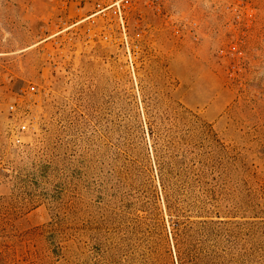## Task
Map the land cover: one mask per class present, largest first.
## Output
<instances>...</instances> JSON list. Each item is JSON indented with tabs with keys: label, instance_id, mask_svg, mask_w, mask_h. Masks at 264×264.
<instances>
[{
	"label": "rangeland",
	"instance_id": "obj_1",
	"mask_svg": "<svg viewBox=\"0 0 264 264\" xmlns=\"http://www.w3.org/2000/svg\"><path fill=\"white\" fill-rule=\"evenodd\" d=\"M177 224L264 264V0H0V264H175Z\"/></svg>",
	"mask_w": 264,
	"mask_h": 264
},
{
	"label": "trees",
	"instance_id": "obj_2",
	"mask_svg": "<svg viewBox=\"0 0 264 264\" xmlns=\"http://www.w3.org/2000/svg\"><path fill=\"white\" fill-rule=\"evenodd\" d=\"M173 237L175 240V264H221L214 262L212 258L205 260L202 253L196 247V228L174 227ZM216 259V258H215ZM227 264H238L232 256Z\"/></svg>",
	"mask_w": 264,
	"mask_h": 264
}]
</instances>
